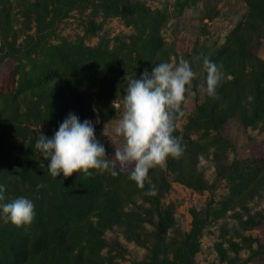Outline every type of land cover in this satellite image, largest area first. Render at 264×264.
<instances>
[{
    "label": "trees",
    "instance_id": "obj_1",
    "mask_svg": "<svg viewBox=\"0 0 264 264\" xmlns=\"http://www.w3.org/2000/svg\"><path fill=\"white\" fill-rule=\"evenodd\" d=\"M146 1L0 0V65L10 63L0 87V185L5 187L0 203L24 196L33 201L36 213L27 227L0 218V264H118L111 249L105 256L101 253L108 246L103 235L113 226L123 229L127 241L147 249V256L132 264H195L206 226L244 207L264 187V158L253 160L257 167L248 159L233 160L218 173L228 188L218 206L191 209L189 231L167 237L175 219L173 206L160 203L169 186L163 168L150 169L143 188L129 179L130 169L119 166L115 177L93 169L90 176L49 174V161L35 148L39 136L51 138L74 112L81 123L92 117L99 120L95 137L103 145L101 127L117 113L113 104L126 93V76L140 79L146 70L150 75L154 66L169 62L162 29L170 17L198 2L174 0L169 11L166 6L151 8ZM242 1L246 14L210 58L223 66L219 98L207 95L204 69V100L188 117L183 134L177 128L173 133L185 151L179 159L168 158L170 169H182L179 165L185 159L212 147L228 150L218 131L231 118L237 117L245 128L261 125L264 131V61L255 53L264 38V0ZM77 8L90 10L82 35L57 38V26ZM112 18L131 33L112 40L99 36L104 22ZM95 37L98 42L89 45ZM195 134L196 140L190 139ZM107 157L112 159L108 153ZM179 176L176 180L184 183ZM186 185L199 193L208 189L194 171L188 173ZM135 198L147 205L146 213L142 206L125 209ZM151 218L157 219L152 232L145 228ZM234 218L225 232L228 248L235 251L241 245L250 257L263 254L264 241L244 235L264 230L262 215ZM222 244L215 247L219 258L237 264V258L226 256Z\"/></svg>",
    "mask_w": 264,
    "mask_h": 264
},
{
    "label": "rangeland",
    "instance_id": "obj_2",
    "mask_svg": "<svg viewBox=\"0 0 264 264\" xmlns=\"http://www.w3.org/2000/svg\"><path fill=\"white\" fill-rule=\"evenodd\" d=\"M174 0H147L146 3L151 8H160L166 6L169 11L173 9ZM90 10L74 9L68 17L65 18L56 29L57 38L74 39L77 35H82L81 26L87 20ZM246 14V6L242 0H198L191 7H187L181 14H174L162 29V36L166 42V51L169 57V63H178L181 58L188 60L192 69L198 74L193 80L186 99L183 103L184 116L176 123V128L183 134L184 126L187 124L188 117L194 108L204 100V58H210L215 54L223 44L226 36L236 26V24ZM97 22L101 19L96 18ZM131 33L129 28L123 26L117 18H112L104 22L99 36H106L114 39L117 36H126ZM54 41H57L54 38ZM98 38H92L88 44L95 45ZM258 58L264 61V38L260 46L256 49ZM9 62L0 65V87L2 88L3 75L9 70ZM4 88V87H3ZM120 93V99L113 106L116 109V115L101 127L103 136V146L106 152L114 159L115 148L122 147L123 140L114 133L116 122L121 119L123 114L122 101L123 96ZM74 114V112H71ZM94 127L99 125L96 117L88 118ZM221 138L229 144L228 150L221 152L217 148H209L207 152L198 155H192L180 163V170L170 169L168 165L163 168L168 182L167 192L160 198L163 207L173 206V215L175 226L168 230L167 237H172L175 232L186 233L190 229L191 215L190 210L200 211L205 209L208 204L217 207L218 203L227 195L228 188L224 179L218 178V173L227 167L233 160H249L253 166L257 167L259 163L253 161L264 158V131L261 125L255 128H245L237 117L229 119L218 131ZM197 134L191 135L190 139L196 140ZM117 166H119L117 164ZM120 167V166H119ZM192 169V170H191ZM194 171L200 174L207 183L208 189L202 193L192 190L186 185L188 173ZM182 177L184 183L177 181L176 177ZM134 204H127L125 209L134 207H143L140 199H134ZM143 204V205H142ZM146 205V206H144ZM146 210V209H145ZM145 210L143 211L144 213ZM246 214H260L264 218V187L259 189L248 201L244 207L235 208L226 213V216L216 222L207 225L200 239V250L195 255V264H227L221 260L215 247L218 243H223L226 256L237 258V264H264V253L249 256V251L239 245L235 251L230 250L224 240L228 237L225 233L235 221V215L246 217ZM148 220V218H147ZM157 224L156 218H151L145 222V228L152 232ZM245 236L253 238L260 237L264 241V230L258 232L253 230L245 232ZM103 238L107 242V248L101 253L105 256L111 249L112 255H116L118 264H132L141 261L147 256V249L139 246L133 241H127L124 238L123 229L113 226L107 230ZM238 240H235L237 242ZM115 243H118L124 253L122 254ZM255 249V245H253ZM122 254V256H119Z\"/></svg>",
    "mask_w": 264,
    "mask_h": 264
},
{
    "label": "clouds",
    "instance_id": "obj_3",
    "mask_svg": "<svg viewBox=\"0 0 264 264\" xmlns=\"http://www.w3.org/2000/svg\"><path fill=\"white\" fill-rule=\"evenodd\" d=\"M206 71L205 91L209 97L219 98L217 89L224 79L222 65L204 58ZM197 73L188 60L178 63L161 62L149 75L146 70L140 77L126 76L128 86L123 96L121 119L114 133L123 144L115 148L114 159L107 157L105 147L96 139L94 125L70 113L51 138L40 135L35 148L49 161L48 172L56 178L73 173L90 176V169L107 171L117 176L120 168L130 169L129 179L143 188L149 180V170L165 168L169 157L179 159L185 147L173 133L177 120L184 115L182 105ZM15 178V177H13ZM37 186V190L39 189ZM5 187L0 185V202L5 200ZM35 205L20 196L0 203V218L16 227L30 226L35 219Z\"/></svg>",
    "mask_w": 264,
    "mask_h": 264
}]
</instances>
